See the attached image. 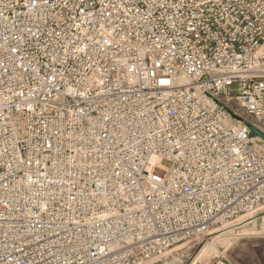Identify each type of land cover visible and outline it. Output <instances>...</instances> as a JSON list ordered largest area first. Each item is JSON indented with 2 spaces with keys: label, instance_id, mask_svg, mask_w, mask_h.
<instances>
[{
  "label": "built area",
  "instance_id": "1",
  "mask_svg": "<svg viewBox=\"0 0 264 264\" xmlns=\"http://www.w3.org/2000/svg\"><path fill=\"white\" fill-rule=\"evenodd\" d=\"M250 127L264 0H0V264H153L257 213Z\"/></svg>",
  "mask_w": 264,
  "mask_h": 264
},
{
  "label": "rangeland",
  "instance_id": "2",
  "mask_svg": "<svg viewBox=\"0 0 264 264\" xmlns=\"http://www.w3.org/2000/svg\"><path fill=\"white\" fill-rule=\"evenodd\" d=\"M164 164L167 165L166 162H164ZM252 214H241L224 224L217 225L210 230L208 235L202 237V239L199 238L192 241L186 240L175 244L166 251L163 257L153 264H215V260H217L218 255H221L222 249L231 241V238L235 237L237 229H234V227H236V224L242 222L246 217ZM254 215L264 216V209L254 213ZM216 236H220L219 239L223 238V240L226 238V240H222L221 242L218 241V243L215 244L214 251H207L196 260L198 253L202 249L201 247L211 242Z\"/></svg>",
  "mask_w": 264,
  "mask_h": 264
},
{
  "label": "crops",
  "instance_id": "3",
  "mask_svg": "<svg viewBox=\"0 0 264 264\" xmlns=\"http://www.w3.org/2000/svg\"><path fill=\"white\" fill-rule=\"evenodd\" d=\"M235 228L220 255L225 264H264V216L249 215Z\"/></svg>",
  "mask_w": 264,
  "mask_h": 264
},
{
  "label": "bare ground",
  "instance_id": "4",
  "mask_svg": "<svg viewBox=\"0 0 264 264\" xmlns=\"http://www.w3.org/2000/svg\"><path fill=\"white\" fill-rule=\"evenodd\" d=\"M260 209H264V205L261 206ZM249 214H252V213H249ZM226 225V224H225ZM227 236V235H226ZM220 236H216L211 242H209L208 244L206 243V245H204L203 247H201L202 249L200 250V252L198 253L197 257H196V260L198 258H200L201 256L204 255V253H206L207 251H214L215 250V244L218 243V241H222L223 238L219 239ZM224 240H226V238H224ZM223 240V241H224ZM219 245V244H218ZM222 246V245H221ZM176 251V250H175ZM208 254V253H207Z\"/></svg>",
  "mask_w": 264,
  "mask_h": 264
},
{
  "label": "water",
  "instance_id": "5",
  "mask_svg": "<svg viewBox=\"0 0 264 264\" xmlns=\"http://www.w3.org/2000/svg\"><path fill=\"white\" fill-rule=\"evenodd\" d=\"M250 128L254 131V133H256L257 135L261 136V137L264 139V135H263L261 132L255 130V129L252 128V127H250Z\"/></svg>",
  "mask_w": 264,
  "mask_h": 264
}]
</instances>
